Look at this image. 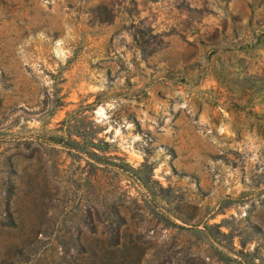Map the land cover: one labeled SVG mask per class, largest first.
Segmentation results:
<instances>
[{"label": "rangeland", "instance_id": "obj_1", "mask_svg": "<svg viewBox=\"0 0 264 264\" xmlns=\"http://www.w3.org/2000/svg\"><path fill=\"white\" fill-rule=\"evenodd\" d=\"M0 264H264V0H0Z\"/></svg>", "mask_w": 264, "mask_h": 264}]
</instances>
